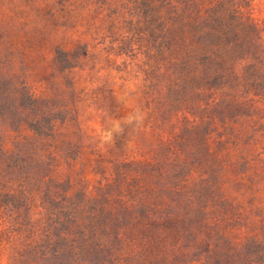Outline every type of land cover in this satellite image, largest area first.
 I'll list each match as a JSON object with an SVG mask.
<instances>
[{
  "label": "rangeland",
  "instance_id": "374dc122",
  "mask_svg": "<svg viewBox=\"0 0 264 264\" xmlns=\"http://www.w3.org/2000/svg\"><path fill=\"white\" fill-rule=\"evenodd\" d=\"M135 1L0 0V156L19 143L71 197L95 196L116 163L146 161L166 139L159 100L150 105L146 94L149 81L161 83L162 62L154 71L145 8ZM250 12L263 22L264 0H251ZM250 103L205 137L211 158L192 176L212 188L205 214L158 232L124 230L116 264H204L213 248L211 264L248 263L245 243L261 237L264 221V100ZM138 231L148 235L133 243ZM10 253L2 242L0 264Z\"/></svg>",
  "mask_w": 264,
  "mask_h": 264
},
{
  "label": "trees",
  "instance_id": "16d2710c",
  "mask_svg": "<svg viewBox=\"0 0 264 264\" xmlns=\"http://www.w3.org/2000/svg\"><path fill=\"white\" fill-rule=\"evenodd\" d=\"M197 1H135L145 8L153 70L162 62V81H149L146 94L150 105L159 100L166 139L148 160L118 162L95 196L71 197L24 146L2 151L0 246L9 242V264H87L93 255L99 264H116L124 230L158 232L205 214L215 199L208 177L195 181L194 169L211 158L205 137L216 120L264 100V21L252 17L251 0H217L204 10ZM30 127L43 134L36 122ZM147 235L138 231L132 241ZM244 247L246 264H264V221L261 237ZM216 255L209 250L204 264Z\"/></svg>",
  "mask_w": 264,
  "mask_h": 264
}]
</instances>
